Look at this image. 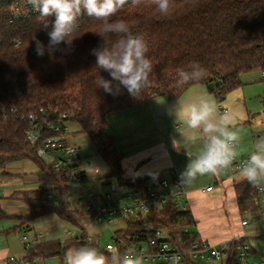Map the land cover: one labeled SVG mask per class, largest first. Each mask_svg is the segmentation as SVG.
I'll list each match as a JSON object with an SVG mask.
<instances>
[{
    "label": "trees",
    "instance_id": "trees-1",
    "mask_svg": "<svg viewBox=\"0 0 264 264\" xmlns=\"http://www.w3.org/2000/svg\"><path fill=\"white\" fill-rule=\"evenodd\" d=\"M13 3L14 0H0V178L8 176L5 172L8 165L32 162L38 168L40 187L38 198L30 201L31 207L39 209L40 216L54 213L62 221L80 228L84 234L80 239L70 241L71 247H96L109 256L108 251H102L98 238H92L95 242L87 240L89 236L85 231L92 221V213L84 207H71L66 179L46 165L38 156V147L28 141L26 132L30 115L52 120L54 116L72 114L71 121L80 126L81 133L87 136L108 165L109 173L105 179L116 178L123 189H142L148 178L123 176V155L108 133L109 117L146 106L160 96L166 95L171 101H177L198 85L206 86L221 104L231 92L243 86L241 78L244 74H264V0H174L168 16H162L151 0H140L138 4L128 0L111 20L126 21L132 32L142 35L148 43L153 71L151 84L140 98H133L123 88L121 94L113 96L97 87L99 74L111 79L107 72L95 67L96 57L92 54L93 49L104 43L96 34L101 29L100 21L82 10L77 18L79 28L73 33L72 49L67 53L39 57L33 39L48 43L47 32L51 30L54 17L48 18L47 29L38 15L12 21ZM117 39L118 36L109 35L108 46ZM193 62L207 70L206 77L177 87V70H190ZM49 107L53 108V113L43 116L40 110ZM235 188L243 213L246 211L243 201H249L253 191L252 205H255L256 191L246 183L237 184ZM52 189L57 192V205L48 200ZM195 226L191 212L179 213L174 205H168L147 220H129L126 231L116 233L148 239L155 230L163 228L169 230L173 243L188 250L200 241L191 230ZM244 245L245 238L230 242L229 257L220 264L249 260L255 250L250 245L243 259ZM66 249L60 241L41 242L30 251V259L57 257L60 264H64Z\"/></svg>",
    "mask_w": 264,
    "mask_h": 264
},
{
    "label": "clouds",
    "instance_id": "clouds-1",
    "mask_svg": "<svg viewBox=\"0 0 264 264\" xmlns=\"http://www.w3.org/2000/svg\"><path fill=\"white\" fill-rule=\"evenodd\" d=\"M139 2L132 0L133 4ZM126 3L128 0H26V4L41 18L45 29L49 26L48 18L54 17L51 30L47 32L48 43L33 39L36 55L43 57L45 54L51 56L56 52H69L75 39L73 33L79 28L77 18L84 10L89 17L101 22V29L96 34L104 43L93 49L92 54L96 57L95 67L111 77L105 79L99 74L97 87L113 96L121 94L123 88L133 98H140L151 84L153 64L145 38L134 34L126 21L111 20ZM151 3L162 16H168L174 7V0H151ZM113 34L118 39L109 47L107 38ZM206 75L207 70L198 62H193L190 70H177V87L201 80ZM175 115L176 120L183 116V123L189 130L188 139L192 143L201 138L205 140L203 150L187 164L182 180L191 182L197 176L218 175L234 166L239 156L236 151L239 134L230 126L229 118L219 115L214 100L206 96L191 99L186 107L177 105ZM237 170L240 178L253 186L264 184V135L255 140L248 159ZM108 252L110 255L106 256L96 247L89 246L69 249L64 255V264H144V257L131 248L122 253L109 246Z\"/></svg>",
    "mask_w": 264,
    "mask_h": 264
},
{
    "label": "built area",
    "instance_id": "built-area-1",
    "mask_svg": "<svg viewBox=\"0 0 264 264\" xmlns=\"http://www.w3.org/2000/svg\"><path fill=\"white\" fill-rule=\"evenodd\" d=\"M32 15L38 14L26 4V0H14L11 8L12 21L25 19ZM40 113L43 116L46 113H53V108L41 109ZM73 117L72 114H61L48 120L45 117L30 115V125L26 136L32 145L38 147V156L46 165L51 166L66 179L71 199H75L77 203L75 208L84 207L92 213L90 224L96 223L110 228L119 218L124 219L126 223L129 220H147L153 213L159 212L168 205H174L179 213L190 212L186 192L178 174L174 171L166 178L148 179L142 189H123L118 184H111L109 189L103 193L88 189L85 180L87 169L91 164L81 157L79 148L73 142V134L70 130ZM247 159L234 163L233 175L238 174V166ZM212 190L213 188L209 187L203 192L208 193ZM256 192L258 195L263 194L264 184L257 186ZM48 200L53 205L58 204L56 196L52 193L48 195ZM70 204L74 203L70 200ZM261 220L264 223V211ZM250 225L247 220L241 222L244 230L248 229ZM88 227L87 225L86 229ZM126 229L122 231H126ZM81 232V236H78L73 230L66 231L65 235L68 239L75 240L83 236L84 232L82 230ZM85 232L87 233V231ZM182 232H188V230ZM45 236L38 235L34 244L43 242ZM242 238H245V234L236 240ZM23 241L28 243V238L23 237ZM109 246L122 253L129 248L133 249L144 257V264H187L188 262L195 264H214L216 262L220 264L227 261L230 253V242L212 245L200 240L192 244L188 250L181 249L171 241L169 230L163 228L155 230L153 236L148 239H144L140 235L119 236L114 232L111 241L105 247L106 251ZM249 250L250 245H244L241 250L243 259ZM241 261L238 260L236 264H242ZM260 261V264H264L262 257ZM9 264H35V261H32L27 255L20 259L10 258Z\"/></svg>",
    "mask_w": 264,
    "mask_h": 264
},
{
    "label": "rangeland",
    "instance_id": "rangeland-1",
    "mask_svg": "<svg viewBox=\"0 0 264 264\" xmlns=\"http://www.w3.org/2000/svg\"><path fill=\"white\" fill-rule=\"evenodd\" d=\"M241 81L243 86L230 94H235V92L244 93L241 107L243 112L248 111L250 113L249 119L246 121H233L230 123V126L234 127V130L238 131L239 141L236 146V151L239 153L237 162H241L243 159L249 157L251 151L253 150V144L255 140L264 135V74L261 72H250L246 73L242 76ZM245 108V109H244ZM242 109H240L242 111ZM130 117V116H129ZM128 115H125V111L113 114L110 116L109 122V135L115 139L117 149L123 155L122 167L125 161L129 158L135 159L139 155V152L145 149V145L149 140H154L158 137L155 131V127L152 124L151 129L148 127L145 128V131L149 139H143L140 142L134 137L133 143L131 147L125 148V142H128L130 139L125 141V126H129L133 128L131 131L135 132L136 128L132 127V123ZM133 121V119L131 118ZM71 133L73 134V142L79 148V152L81 157L91 164L90 168L87 169V177L85 180V185L88 189L103 193L107 191L110 185H117L118 180L116 178H110L108 180L105 179L107 174L109 173V168L106 162L103 160L101 156L97 154L96 149L91 145L89 139L86 135L81 133V128L78 124H71L70 126ZM142 130V127H140ZM132 141V140H130ZM152 145V144H151ZM150 146V145H147ZM181 149L184 148L183 144H179ZM204 145L200 150H203ZM174 151L176 154L175 161L177 167H175L178 171L179 177L182 181L183 186L188 190L191 189L193 192L189 195L194 203V211L197 216V220L199 221L196 226L197 233L203 238L209 241L212 245L218 244L220 245L222 240H227L233 238L235 235L243 234L242 231L245 232V244H249L255 250V253L250 256L249 260H242V264H260L261 257L264 260V223L262 222V214L264 211V193L258 195L256 192V203L253 206V195H255L254 191L251 190V198L249 201H243L244 207H246V211L241 214H238L235 210L234 204L230 202V193H229V181H233V179H237L236 177L239 175H233L232 168L225 169L220 172L218 175L206 174L203 176H197V178L191 182H187L186 180H182V173L185 170L189 161L194 159L187 158L188 156L178 154L180 150ZM183 153H186V150H182ZM30 164V165H26ZM33 163L30 161H23L12 163L7 166L5 172L8 176L0 178V192H2V196H5L8 191H15L21 189L23 186L31 187L32 189L36 187L35 184L25 183L24 178L29 176H36L34 173L35 169L31 172L29 170V166ZM31 168H33L31 166ZM174 168V169H175ZM37 170V169H36ZM1 173V171H0ZM123 176L125 177V171L123 168ZM166 174L162 175V178L165 177ZM224 179L223 181H220ZM224 181H228L224 184ZM9 182V183H6ZM107 182V183H106ZM105 183V184H104ZM29 184V185H27ZM263 184H261L262 186ZM208 187H212L214 191L210 193H203V189ZM228 187V188H227ZM227 189V190H226ZM256 191V190H255ZM52 194L57 196V192L55 189H52ZM251 201V202H250ZM72 208H75L77 203L75 199H71ZM245 203L247 205H245ZM252 205V207H251ZM255 209V214L254 210ZM261 216V219L257 220ZM249 221L250 227L244 230L241 226V221ZM44 226V225H42ZM88 228L86 229L87 235L89 237L98 236V240L100 244L108 239L110 242L112 239V234L119 230H125L127 228V223L124 219H117L110 228L104 227L99 224H88ZM72 229L77 233L78 236L82 235L80 228H74L71 225H66L63 222L57 221L53 230L49 233H46L45 228H39V232L43 235H48L49 238L55 239L56 237H63L66 239L64 235V229ZM95 233V234H93ZM107 233V234H106ZM90 242H95V239H89ZM223 244V243H222ZM238 260L236 261V263ZM219 264V263H214Z\"/></svg>",
    "mask_w": 264,
    "mask_h": 264
},
{
    "label": "crops",
    "instance_id": "crops-1",
    "mask_svg": "<svg viewBox=\"0 0 264 264\" xmlns=\"http://www.w3.org/2000/svg\"><path fill=\"white\" fill-rule=\"evenodd\" d=\"M202 96H206L207 98L214 100L218 106V113L220 116H224L229 118L230 122L234 120L237 122L246 121L250 117V113L248 111L243 112L242 102L244 98V93L235 92V94H229L225 100L219 104L215 97L211 95L204 85H198L190 88L185 94L177 101H171L166 95L160 96L153 99L148 105L143 107H134L125 111V115H128L130 121L132 123V127L136 128L135 132L131 131L133 128L129 126H125V141L130 139L132 141L125 142V148L131 147L133 140L136 139L140 142L141 140H145L149 137L145 128L148 127L151 129L152 124L155 127V131H157L158 137L154 140H149L145 145V149L139 152V155L135 157V159L125 158L123 163V168L125 171V177H145L148 179H154L156 177L162 178L163 174H166L165 177L170 176L171 172L178 171L175 167L176 161L174 148L176 150H180L178 154L188 156L187 158L195 159L202 150V145L205 144V140L203 138L199 139L197 142L192 143L189 139V130L186 125L183 123V116L177 118L175 115V109L177 105H184L191 99H199ZM242 109V111L240 110ZM245 109V108H244ZM110 118V117H109ZM133 119V121L131 120ZM109 120V119H108ZM142 127V130L140 129ZM108 131H109V122H108ZM109 133V132H108ZM132 142V143H130ZM152 144V145H151ZM179 144H183L184 148L178 147ZM150 145V146H147ZM182 150H186V153H183ZM237 162V161H235ZM234 162V163H235ZM30 165V164H26ZM31 166L33 168H31ZM29 166V170L32 172L35 169L34 173L36 176L25 177V183L35 184V188L25 187L23 186L19 190L8 191L5 196H2V192H0V264H9V259L14 257L17 259L23 258L27 255L30 256V251L35 247L34 241L36 237L42 233L39 232V228H45L46 233L53 230L55 223L57 221L63 222L66 225H71L62 221L56 214H46L40 216V210H34L31 207V200L38 198V190H39V182L37 178L38 168L32 164ZM175 168V169H174ZM37 169V170H36ZM179 176V174H178ZM237 179H233V181H229V193H230V202L234 204L235 210L238 214H241L240 205H239V195L236 191V185L240 183H246L251 187H254L256 190L257 186H253L247 180H243L239 175L233 176ZM180 179V177H179ZM224 179L220 180L223 181ZM181 181V179H180ZM228 182V181H227ZM224 181V184L227 183ZM1 183V182H0ZM9 183V182H6ZM182 183V181H181ZM27 184V185H29ZM183 186V184H182ZM227 187V188H228ZM186 192V198L190 206V212L194 217L196 222V226L199 221L197 220L196 213L194 211V203L192 202L193 198H190L189 195L193 192L191 189H186L183 186ZM209 188V187H208ZM207 189V188H206ZM203 189L202 191L206 190ZM227 190V189H226ZM214 191V190H212ZM211 191V192H212ZM52 193V192H51ZM204 193V192H203ZM210 193V192H208ZM206 194V193H204ZM242 222V221H241ZM44 225V226H42ZM75 228L74 225H71ZM196 226L191 228V230L199 236L201 241L208 240L203 239L196 231ZM72 229H64V235L66 231H71ZM235 235L231 239L222 240L221 244L229 243L237 238L243 236L245 234ZM107 234V233H106ZM23 237L28 238V243L23 241ZM66 237V235H65ZM98 238V236L89 237ZM49 241H60L67 249H73L76 247H71V239H63V237H56L55 239L49 238L48 235L45 236L43 242ZM99 244L100 241L98 240ZM109 243L108 239L104 240L100 247L102 251H105L106 245ZM211 244V243H210ZM218 245V244H213ZM28 246V247H27ZM28 248V250H27ZM65 251V253H66ZM64 253V255H65ZM35 261V264H60V259L57 257L50 258H39L34 257L31 259Z\"/></svg>",
    "mask_w": 264,
    "mask_h": 264
},
{
    "label": "water",
    "instance_id": "water-1",
    "mask_svg": "<svg viewBox=\"0 0 264 264\" xmlns=\"http://www.w3.org/2000/svg\"><path fill=\"white\" fill-rule=\"evenodd\" d=\"M86 243L85 242H83V245H85Z\"/></svg>",
    "mask_w": 264,
    "mask_h": 264
}]
</instances>
